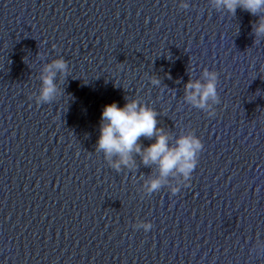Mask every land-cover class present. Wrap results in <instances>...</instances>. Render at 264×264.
Masks as SVG:
<instances>
[{
  "label": "clouds",
  "instance_id": "obj_1",
  "mask_svg": "<svg viewBox=\"0 0 264 264\" xmlns=\"http://www.w3.org/2000/svg\"><path fill=\"white\" fill-rule=\"evenodd\" d=\"M212 3L217 9L225 8L231 14H235L239 7L253 16H259L253 23V33L256 37L264 36V0H212ZM182 6L187 7L186 4ZM58 72L63 75L68 72V64L63 58L45 65L40 77L39 103H50L56 98L59 90L54 79ZM203 77V82L190 78L185 84V100L200 109L207 108L209 101L218 102L217 72L206 69ZM153 83L159 81L154 79ZM125 99L123 107L115 102L105 105L96 150L104 153L105 159L116 171L121 166L130 168L135 164L133 153L141 156L145 166L157 164L159 176L148 182V193L159 189L161 178H167L173 171L187 179L197 165V155L203 148L201 140L194 134H187L176 138L175 144H170L168 135L157 127V112L138 99ZM141 137L149 140L155 137V141L144 147L140 143ZM176 191L173 189V192ZM137 227L148 231L152 224L141 222Z\"/></svg>",
  "mask_w": 264,
  "mask_h": 264
}]
</instances>
